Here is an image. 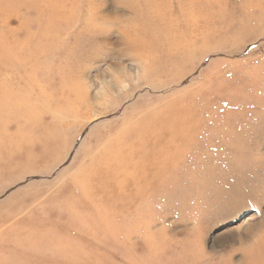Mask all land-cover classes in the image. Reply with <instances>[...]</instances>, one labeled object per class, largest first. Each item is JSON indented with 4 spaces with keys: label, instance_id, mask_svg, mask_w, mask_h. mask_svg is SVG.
Instances as JSON below:
<instances>
[{
    "label": "rangeland",
    "instance_id": "1",
    "mask_svg": "<svg viewBox=\"0 0 264 264\" xmlns=\"http://www.w3.org/2000/svg\"><path fill=\"white\" fill-rule=\"evenodd\" d=\"M164 2L0 0V264H264V1ZM153 134L142 189L71 187Z\"/></svg>",
    "mask_w": 264,
    "mask_h": 264
},
{
    "label": "bare ground",
    "instance_id": "2",
    "mask_svg": "<svg viewBox=\"0 0 264 264\" xmlns=\"http://www.w3.org/2000/svg\"><path fill=\"white\" fill-rule=\"evenodd\" d=\"M81 1V0H80ZM224 1V0H223ZM240 1V0H239ZM264 1V0H263ZM36 2V1H35ZM71 2V1H70ZM165 2H166V0H165ZM164 2V3H165ZM220 2V1H219ZM254 2V1H253ZM73 3H74V1H73ZM207 3V2H206ZM218 3V2H217ZM224 4V3H223ZM131 5V4H130ZM245 5V4H244ZM247 5H249V3H247ZM89 5H87V8H86V11H87V16H88V14L90 15L89 17L90 18H92V16H94L93 18H95V19H97V17L99 16V14H96L95 13V11H96V9L95 8H93V7H88ZM165 6V5H164ZM168 6V5H167ZM195 6H197V5H195ZM213 6V5H212ZM41 7V6H40ZM199 7V6H198ZM215 7H216V5H215ZM219 7H221L220 5H219ZM245 7V6H244ZM128 8V7H127ZM200 8V7H199ZM209 8V7H208ZM223 8V7H222ZM248 8H249V6H248ZM131 9V8H130ZM204 9V8H203ZM202 9V10H203ZM221 9V8H220ZM224 9V8H223ZM255 9V8H254ZM207 10V9H206ZM212 10V9H211ZM243 10H244V8H243ZM260 10V9H259ZM197 11V10H196ZM221 11V10H220ZM225 11V10H224ZM217 12V11H216ZM252 12V11H251ZM261 12H262V15L261 16H263L264 15V12H263V10H261ZM181 13V12H180ZM188 13V12H187ZM226 13V12H225ZM228 13V12H227ZM245 14H247V13H245ZM182 16V15H181ZM195 16V14L193 15V17ZM260 16V17H261ZM209 17V16H208ZM248 17H250V15L248 16ZM213 18H215V17H213ZM259 18V17H258ZM102 19V18H101ZM199 19V18H198ZM203 19V18H202ZM247 19V18H246ZM98 20H100V19H98ZM103 20V19H102ZM205 20V19H204ZM214 20H217V18L216 19H214ZM236 20V19H235ZM92 21H93V19H92ZM101 21V20H100ZM104 21V20H103ZM170 21V20H169ZM199 21V20H198ZM203 21V20H202ZM223 21V20H222ZM249 20H247V22H248ZM189 22V21H188ZM201 23V22H200ZM206 23V22H205ZM210 23V22H209ZM216 23V22H215ZM217 23H218V21H217ZM189 24V23H188ZM194 24V23H193ZM229 25V24H228ZM236 25H239V23H237ZM194 26H196V25H194ZM211 26V25H210ZM215 27V26H214ZM220 27V26H219ZM240 27V26H239ZM196 28H197V26H196ZM212 28V27H211ZM201 29H202V27H201ZM206 29V28H205ZM218 31V30H217ZM216 31V32H217ZM196 32V31H195ZM199 33V32H198ZM211 33V32H210ZM193 34V33H192ZM212 34V33H211ZM194 35V34H193ZM170 38V37H169ZM172 40H173V38H172ZM174 41V40H173ZM180 42V41H179ZM178 42V43H179ZM185 45V44H184ZM135 46H136V44H135ZM179 46V45H178ZM194 46V45H193ZM135 48V47H134ZM192 50V49H191ZM173 51V50H172ZM188 51V50H187ZM187 51H185V50H182L180 53L179 52H177L178 53V55H180V56H178L177 58L180 60H187L188 59V57H193V54H192V52L190 53L189 51L187 52ZM138 52V51H137ZM136 52V53H137ZM209 52V50L208 51H206V53H204L202 56H203V58L204 57H206V54ZM198 57H200V56H198ZM197 57V58H198ZM169 58V57H168ZM176 58V59H177ZM151 59V58H150ZM161 59V58H160ZM159 59V60H160ZM176 59H175V62H176ZM200 59V58H199ZM170 60V59H169ZM157 61V60H156ZM174 60H171V62H173ZM168 63H169V61H167ZM170 62V63H171ZM144 63V62H143ZM169 63V64H170ZM146 64V63H145ZM154 64V63H153ZM162 64H164V62L162 63ZM153 66V65H152ZM144 71H145V69H144ZM149 76V75H148ZM151 82V81H150ZM148 83V82H147ZM176 84V83H175ZM154 85V84H153ZM152 85V86H153ZM156 87V86H155ZM50 94V93H49ZM52 96V95H51ZM42 100H44L45 98H46V95H45V93H42ZM24 99V98H23ZM46 99H48V98H46ZM64 99V98H63ZM25 100V99H24ZM83 100V99H82ZM45 101V100H44ZM43 101V102H44ZM59 102V101H58ZM84 102V101H83ZM71 103V102H70ZM37 104H38V102H37ZM166 105V104H165ZM82 106V105H81ZM43 107V106H42ZM62 107V106H61ZM37 108V107H36ZM66 108H67V106H66ZM71 108V107H70ZM170 108V107H169ZM176 109V108H175ZM61 110V109H60ZM63 110V109H62ZM68 111L70 110V109H67ZM75 110V109H74ZM163 110V109H162ZM167 110V109H166ZM157 111V110H156ZM170 111H172V110H170ZM174 111V110H173ZM45 112V111H44ZM70 112V111H69ZM74 112V111H73ZM73 112L71 111V116H74V114H73ZM153 112V111H152ZM155 112V111H154ZM158 112V111H157ZM47 113V112H46ZM160 113V112H159ZM164 113H166L165 112V110H164ZM169 113V112H168ZM147 114V113H146ZM154 114V113H153ZM183 114V113H182ZM57 115V114H56ZM155 115V114H154ZM167 115V114H166ZM49 116V115H48ZM51 116V115H50ZM151 116V115H150ZM163 116V115H162ZM165 116V115H164ZM163 116V117H164ZM44 116H42V118H43ZM74 117H76V116H74ZM142 117V116H141ZM140 117V118H141ZM158 117V116H157ZM159 117H160V115H159ZM169 117V116H168ZM175 117V116H174ZM174 117H171L173 120H174ZM183 117V116H182ZM140 118H138V119H140ZM176 118V117H175ZM178 118V117H177ZM37 119V118H36ZM35 119V120H36ZM39 119H41V118H39ZM50 119H51V117H50ZM69 119V118H68ZM137 119V120H138ZM158 119H160V118H158ZM158 119H156L157 121H158ZM161 119H163V118H161ZM183 119V118H182ZM182 119L180 118V122H182ZM185 119V118H184ZM164 120V119H163ZM171 120V119H170ZM177 120V119H176ZM52 121V120H51ZM69 121V120H68ZM179 121V120H178ZM34 122V121H33ZM126 122H127V120H126ZM140 122V121H139ZM167 122V121H166ZM72 123H75V122H72ZM152 123V122H151ZM154 123V122H153ZM156 123V122H155ZM176 123V122H175ZM64 124V123H63ZM174 124V123H173ZM176 124H178V123H176ZM75 125V124H74ZM166 125H170V123L168 124V122H167V124ZM43 126V125H42ZM165 126V125H164ZM175 126V125H174ZM56 127V126H55ZM120 127V126H119ZM137 127H139V126H137ZM144 127V124H143V126H142V128ZM38 128V127H37ZM43 128V127H42ZM136 128V127H135ZM134 128V129H135ZM173 126L171 125V127L169 128V130H173ZM44 129V128H43ZM52 129V128H51ZM164 129H166V128H164ZM164 129H162V130H164ZM45 130V129H44ZM133 130V129H132ZM141 130V129H140ZM50 132V131H49ZM134 132V131H133ZM160 132H162V131H160ZM166 132V131H165ZM42 133V132H41ZM57 133V132H56ZM67 133V132H66ZM118 133H120V132H118ZM124 133V132H123ZM30 134V133H29ZM43 134V133H42ZM58 134H59V132H58ZM126 134V133H125ZM182 134V132H180V134L178 133V135H181ZM46 135V134H45ZM121 135H123V134H121ZM137 135H139V133L137 134ZM160 135V134H159ZM170 135V134H169ZM44 136V135H43ZM154 134L153 135H150L149 136V138H148V140H146V141H144V142H137V141H134V142H132L131 144H128V146L127 145H123V143H121V142H116L115 144H111V146H113L114 147V149L115 150H113V151H120L121 153H118V154H113L112 153V151H111V156H109V157H107V153L106 154H103L102 156H100V157H97V158H95V160H94V163H95V165H94V168H92L91 170H90V172H91V175H92V177H93V180H91V179H89V180H86V179H81V180H79V177H77V178H75V180L73 179V181L71 182L72 183V186L71 187H76V188H78L79 189V192L81 193L82 192V196H83V198H86V197H88L89 195H91V191H92V189L93 188H97V187H99V188H101V189H103V190H105L104 191V193L105 194H107L108 195V198L107 199H109L110 200V196H112V195H114V194H116V193H118L119 192V190H117V191H115V189H105L107 186H108V188L111 186V185H113V184H115V183H118V184H121V185H127V182L128 181H133V183H134V187L132 186V187H130V189L132 188V190H137V189H140L141 188V184L140 183H138L139 182V180H140V175H141V172L143 171V170H145V168L148 166V165H152V164H154L155 162H156V160L154 159V157H153V155H154V153H155V151H151V153L148 155V156H146L147 158L146 159H142L141 157H137V159H135V162L134 161H132L131 163H129V159L127 160V162H124L123 161V159L126 161V159H127V157H128V155H127V153L128 152H126V151H133L134 149H141L143 146H144V148L146 149V151H150V148H157L158 146H159V141L160 140H163V141H161V143L162 144H166V146L169 144V146L170 145H173V142H175V139H170L169 141H168V143H165L166 141H165V139H164V137H163V135H161V138H159V137H156V138H154ZM34 137V136H33ZM177 137V136H176ZM36 138V137H35ZM54 138V137H53ZM34 139V138H33ZM47 139V138H46ZM177 139V138H176ZM25 140V139H24ZM41 140H43V139H41ZM53 140V139H52ZM142 140V139H141ZM7 141V140H6ZM34 141V140H33ZM61 141V140H60ZM64 141V140H63ZM9 142H10V140H9ZM35 142V141H34ZM48 142V141H47ZM57 142H59V141H57ZM37 143H39V141H37ZM42 143V142H41ZM54 143V142H53ZM100 143H102V142H100ZM111 143V142H110ZM10 144V143H9ZM66 144V143H65ZM98 144V143H97ZM143 144V145H142ZM98 145H100V144H98ZM153 145V146H152ZM47 146V145H46ZM52 146V145H51ZM70 146V145H69ZM110 146V147H111ZM15 148V147H14ZM47 148V147H46ZM57 148V147H56ZM98 148V147H97ZM17 150V149H16ZM40 151V150H39ZM93 151V150H92ZM47 152V151H46ZM46 152H44V153H46ZM43 153V152H42ZM42 153H39V154H41L42 155ZM90 153V152H89ZM114 153H116V152H114ZM31 154V153H30ZM89 155V154H88ZM87 155V156H88ZM98 155V154H97ZM146 155V154H145ZM99 156V155H98ZM95 157V156H94ZM44 158V157H43ZM109 160H108V159ZM58 158H56L55 159V161L57 160ZM44 160H45V158H44ZM54 160V159H53ZM52 160V161H53ZM81 160V159H80ZM58 162V161H57ZM60 162V161H59ZM134 162V163H133ZM52 163V162H51ZM162 164H164L163 162H162ZM159 165V164H158ZM127 166V167H126ZM128 166H130V167H128ZM142 170V171H140V173L138 174V175H135V174H133V175H131L133 172H132V170H131V172L132 173H130V172H128L127 170H130V169H134V170ZM79 169V168H78ZM32 171V170H31ZM65 172V171H64ZM78 172V171H77ZM99 172H100V175L103 177V178H105V179H107L106 181H96L97 179H98V176H99ZM66 173V172H65ZM128 173H130V174H128ZM64 174V173H63ZM68 174V173H67ZM64 176H66V175H64ZM62 177V176H61ZM59 179V178H58ZM145 179V178H144ZM70 180V179H69ZM59 181H60V179H59ZM96 181V182H95ZM141 182H144V181H141ZM56 183H57V181H56ZM71 185V184H70ZM69 185V186H70ZM119 186V185H118ZM128 186V185H127ZM126 186V187H127ZM74 189V188H73ZM123 189H125V187L123 188ZM142 189V188H141ZM144 189H147L146 187L144 188ZM125 190H127V189H125ZM88 191V194L86 195V192ZM141 192V191H140ZM103 193V192H102ZM137 193V192H136ZM136 193H135V195H136ZM196 193V192H195ZM36 194V193H35ZM183 194V193H182ZM37 195V194H36ZM119 195V194H118ZM118 195L116 196V197H118ZM29 197V196H28ZM39 197V196H38ZM41 197V196H40ZM96 197V196H95ZM103 197V196H102ZM124 197V196H123ZM136 197V196H135ZM98 199H95V201H97V202H99L98 200H100V198L101 197H97ZM106 199V198H105ZM105 199H103V200H105ZM112 199H113V197H112ZM111 199V201H115V200H112ZM132 199V198H131ZM139 199V198H138ZM141 199V198H140ZM195 199V198H194ZM197 199V198H196ZM30 200V199H29ZM118 200V199H117ZM116 200V201H117ZM90 201V200H89ZM102 201V200H101ZM106 203H107V201H106ZM111 203H113V202H111ZM120 203V202H119ZM102 204V203H101ZM104 204V203H103ZM105 205V204H104ZM120 206V205H119ZM29 207V206H28ZM122 207V206H121ZM117 208H119V207H117ZM123 208V207H122ZM121 208V209H122ZM113 209H115V206H114V208ZM120 209V208H119ZM119 212V211H118ZM137 215V214H136ZM124 218V217H123ZM118 223V222H117ZM55 226V225H54ZM148 228V227H147ZM143 230V229H142ZM80 234V233H79ZM123 238V237H122ZM111 239V238H110ZM107 242V241H106ZM114 242V241H113ZM131 242V241H130ZM92 243V242H91ZM111 244V243H110ZM104 245V244H103ZM252 254V253H251ZM250 254V255H251ZM258 254V253H257ZM256 255V254H255ZM254 254L252 255V256H254V260H255V257L257 256L258 257V255H256L255 256ZM120 258V257H119ZM253 258V257H252ZM122 259V258H121ZM121 261V260H120ZM230 264V263H229Z\"/></svg>",
    "mask_w": 264,
    "mask_h": 264
},
{
    "label": "clouds",
    "instance_id": "3",
    "mask_svg": "<svg viewBox=\"0 0 264 264\" xmlns=\"http://www.w3.org/2000/svg\"><path fill=\"white\" fill-rule=\"evenodd\" d=\"M109 69L108 68H105L103 71H108Z\"/></svg>",
    "mask_w": 264,
    "mask_h": 264
}]
</instances>
